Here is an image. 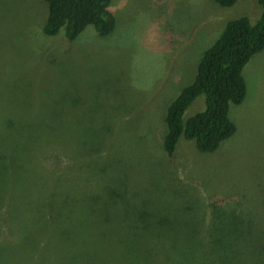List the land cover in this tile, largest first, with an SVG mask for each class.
I'll return each mask as SVG.
<instances>
[{
  "label": "rangeland",
  "instance_id": "1",
  "mask_svg": "<svg viewBox=\"0 0 264 264\" xmlns=\"http://www.w3.org/2000/svg\"><path fill=\"white\" fill-rule=\"evenodd\" d=\"M110 7L112 32L89 25L67 41L63 28L43 36V0H0V151L12 161L0 166L10 197L0 264H257L255 244L239 247L252 229L210 211L231 215L237 191L264 211V49L243 67L246 98L229 109L236 131L216 151L180 137L168 155L155 134L225 23L254 22L260 7ZM203 107L200 95L186 114Z\"/></svg>",
  "mask_w": 264,
  "mask_h": 264
},
{
  "label": "trees",
  "instance_id": "2",
  "mask_svg": "<svg viewBox=\"0 0 264 264\" xmlns=\"http://www.w3.org/2000/svg\"><path fill=\"white\" fill-rule=\"evenodd\" d=\"M43 1L46 16L40 29L44 37L54 36L63 28L65 40L72 41L89 25L103 36L112 32L116 25V13L110 7L111 0ZM214 1L226 7L234 4L236 0ZM254 1L260 7L259 17L254 22L245 15L228 20L218 37L200 55L192 81L183 86L171 101L167 100L169 103L162 108V127L155 135L168 155L174 152L180 137L192 140L197 152H214L235 133L236 125L229 115V109L232 104L238 105L246 98L243 67L264 49V0ZM163 76L160 74L159 77ZM200 95L203 99V109L187 115L186 109ZM257 129L254 128L252 134L257 133ZM2 134H6V129H3ZM11 162L0 151L1 168L8 169ZM233 195L236 204H233V213L230 215V211H227L225 215V210L213 203L210 211L212 217L218 220L222 217L228 218L255 229L240 236L239 247L241 249L255 244L256 250L249 253L257 264H262L264 211L251 205V199L246 193L237 191L233 192ZM9 203L10 197L6 193H0V221L9 217ZM238 205L240 207L236 208ZM212 222L211 226L214 224L213 220ZM246 230L248 231L247 228ZM255 233L259 235L256 239Z\"/></svg>",
  "mask_w": 264,
  "mask_h": 264
}]
</instances>
